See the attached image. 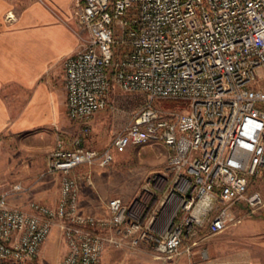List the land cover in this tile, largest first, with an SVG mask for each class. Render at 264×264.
<instances>
[{
	"label": "built area",
	"instance_id": "obj_1",
	"mask_svg": "<svg viewBox=\"0 0 264 264\" xmlns=\"http://www.w3.org/2000/svg\"><path fill=\"white\" fill-rule=\"evenodd\" d=\"M71 31L78 49L63 60L66 115L79 125L58 137L35 179L0 183V264H42L39 250L53 225L65 251L57 264H101L106 248L150 244L153 257L176 259L197 228L223 231L263 203L250 178L264 169V0H75ZM143 92L148 101L103 148L87 147L89 122L111 91ZM153 99L174 100L170 108ZM160 142L166 216L114 196L106 215L79 206L75 174L106 166L116 149ZM58 175V198L31 196L33 184ZM26 195L25 205L13 203ZM195 264V263H191Z\"/></svg>",
	"mask_w": 264,
	"mask_h": 264
},
{
	"label": "rangeland",
	"instance_id": "obj_2",
	"mask_svg": "<svg viewBox=\"0 0 264 264\" xmlns=\"http://www.w3.org/2000/svg\"><path fill=\"white\" fill-rule=\"evenodd\" d=\"M166 100L153 99L151 104L170 108L180 106L178 102L173 104L172 101ZM147 101L148 98L143 92H125L114 87L108 106L98 111L103 112L98 124L93 127L89 122V131L83 139V144L87 147H95L93 143L98 141L101 148L107 146L113 133ZM78 128V123L66 115L63 129H51L49 131L50 143L47 142L48 138L28 141L27 146H31L28 150L31 149V151L27 155H23V163L20 159L17 163L15 162L16 159L5 155L13 146L0 147V151L4 150V153L0 152V176L3 178L2 180L8 182L20 180L27 183L35 179L36 175L46 165L47 155L54 147L56 135L67 139L75 134ZM91 138H95V140L91 142ZM31 143L37 145H31ZM167 155V149L160 142L130 145L123 149H116L113 152L112 160L106 166H93L90 169V183L84 177L87 168L81 167L75 173L80 175L77 178L80 209L84 212L104 216L106 215L105 203L111 197L118 196L126 205L134 207L139 206V199L143 198L145 205L143 211L148 209V213H150L152 209H159L154 220V228H159L166 216V209L161 205V201L166 194V181L162 175L167 164ZM21 165L29 168L25 176L21 174L18 176ZM58 181L56 174L44 176L33 184L31 196L47 204H54L58 198ZM249 190H258L262 195L263 203L254 212H251L247 207H234L237 217L239 216V219L235 221L236 223L240 220L243 221L242 218L246 219L247 223L250 222L249 220L261 223V226L258 223L251 225L248 233L252 232L250 230L264 229V169L250 178ZM26 200L27 196L23 195L12 202L22 206L25 205ZM235 222L230 225L235 224ZM201 229L197 228L195 231L194 236L197 244L194 245L193 250L199 252L207 250L211 255H216L221 250L236 249L235 245H238L240 240L243 245L248 246L247 248H250L249 246L253 243L251 249H262L259 246L264 243V230L263 234L258 236L252 235L241 238L237 236L233 228H227L214 234L206 233L205 227ZM184 244L181 248L185 246ZM65 248L59 227L53 225L48 237L40 247L39 260L42 264H57L64 254ZM153 252L150 244L146 242L138 243L132 247L106 248L102 254L101 264H156L157 260L154 259Z\"/></svg>",
	"mask_w": 264,
	"mask_h": 264
},
{
	"label": "crops",
	"instance_id": "obj_3",
	"mask_svg": "<svg viewBox=\"0 0 264 264\" xmlns=\"http://www.w3.org/2000/svg\"><path fill=\"white\" fill-rule=\"evenodd\" d=\"M74 3L75 0H0V147L13 146L5 155L17 163L19 159L23 163V155L31 151L28 141L48 138L49 142L51 129L64 128L63 60L78 49L77 38L69 27ZM102 114L97 112L92 117L93 127ZM94 140L91 138V142ZM93 145L101 148L98 141ZM28 170L21 165L18 176H25ZM2 179L0 176V183L8 182ZM242 219L227 228H233L241 238L263 234V228L248 233L251 225L258 222ZM183 244L181 249L190 247V253L182 252L174 260L156 259V264H264V243L259 246L262 249H251L253 243L247 248L240 240L236 249L221 250L216 255L193 250L197 244L195 236L185 237Z\"/></svg>",
	"mask_w": 264,
	"mask_h": 264
},
{
	"label": "trees",
	"instance_id": "obj_4",
	"mask_svg": "<svg viewBox=\"0 0 264 264\" xmlns=\"http://www.w3.org/2000/svg\"><path fill=\"white\" fill-rule=\"evenodd\" d=\"M166 101H169V102H171V101H172V102H173V104H174V103H176V101H174V100H166Z\"/></svg>",
	"mask_w": 264,
	"mask_h": 264
}]
</instances>
